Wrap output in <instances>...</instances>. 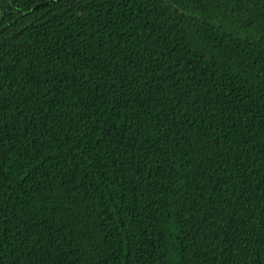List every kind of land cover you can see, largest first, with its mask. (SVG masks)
Here are the masks:
<instances>
[{"label":"trees","instance_id":"1","mask_svg":"<svg viewBox=\"0 0 264 264\" xmlns=\"http://www.w3.org/2000/svg\"><path fill=\"white\" fill-rule=\"evenodd\" d=\"M0 12V264H264V0Z\"/></svg>","mask_w":264,"mask_h":264},{"label":"rangeland","instance_id":"2","mask_svg":"<svg viewBox=\"0 0 264 264\" xmlns=\"http://www.w3.org/2000/svg\"><path fill=\"white\" fill-rule=\"evenodd\" d=\"M0 16H1V12H0Z\"/></svg>","mask_w":264,"mask_h":264}]
</instances>
